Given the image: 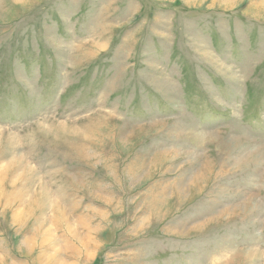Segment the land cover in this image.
Returning <instances> with one entry per match:
<instances>
[{
	"label": "rangeland",
	"instance_id": "obj_1",
	"mask_svg": "<svg viewBox=\"0 0 264 264\" xmlns=\"http://www.w3.org/2000/svg\"><path fill=\"white\" fill-rule=\"evenodd\" d=\"M0 264H264V0H0Z\"/></svg>",
	"mask_w": 264,
	"mask_h": 264
}]
</instances>
